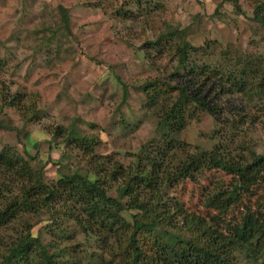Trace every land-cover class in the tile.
Returning <instances> with one entry per match:
<instances>
[{"label": "trees", "instance_id": "trees-1", "mask_svg": "<svg viewBox=\"0 0 264 264\" xmlns=\"http://www.w3.org/2000/svg\"><path fill=\"white\" fill-rule=\"evenodd\" d=\"M119 2L111 10L128 20L144 4L161 6L158 0ZM251 8L264 47V0H251ZM57 10L66 28L67 8L59 4ZM163 25L141 49L164 74L135 88L144 98L141 109L155 119L157 136L140 144L129 164L95 153L98 137L72 124L54 126L48 149L62 145L56 163L65 172L47 178L49 159L28 150L36 153L39 140L0 124L25 142L21 150L0 142V264H264V197L257 194L264 193V147L256 152L247 139L257 126L264 137V55L205 36L195 44L188 27ZM4 62L0 56V69ZM127 94L122 84V101ZM234 95L240 105L233 110ZM0 101V109H15L23 125L40 117L17 89ZM203 113L216 124L207 136L213 143L189 147L178 135ZM119 125L127 127L125 121ZM69 160L75 162L72 171ZM214 172L227 182L209 180ZM206 175L194 208L169 193ZM252 230L259 240L249 244L243 237ZM75 233L82 243L73 240Z\"/></svg>", "mask_w": 264, "mask_h": 264}, {"label": "rangeland", "instance_id": "rangeland-1", "mask_svg": "<svg viewBox=\"0 0 264 264\" xmlns=\"http://www.w3.org/2000/svg\"><path fill=\"white\" fill-rule=\"evenodd\" d=\"M119 1L0 0V56L5 61L0 69V100L3 94L6 96L17 89L40 109L36 122L23 125L15 109L3 106L0 124L22 128L39 140L36 153L34 148L28 150L30 155L49 159L43 168L47 178L57 179V173L65 172L56 163H61L62 145L48 149L51 127L72 124L79 133L98 137L101 143L95 153L110 154L112 160L124 166L131 162L140 144L157 136L155 119L141 109L144 98L135 88L146 78L164 74L154 67L155 63L151 64L141 49L142 41L152 38L163 28L164 22L188 27V38L195 44L205 36L221 44L236 45L245 52L264 55L259 32L249 18L251 0H235L237 7L234 0H158L161 6L155 9L151 3H143L147 7L141 9L134 20V16L128 20L120 14L114 15L111 7L120 6ZM151 1L153 4L157 0ZM59 4L67 8L66 28L59 18ZM122 84L128 91L123 101ZM236 98L238 96L234 95L231 100L227 99L233 110L240 105ZM242 104L248 111V105L244 101ZM123 121L127 127L119 125ZM215 125L213 118L203 113L187 123L179 139L189 147L210 148L213 142L207 136ZM251 135L252 138L247 135V139L250 138L252 149L262 150L264 137L260 126L255 127ZM0 142L14 144L18 150L25 143L23 136L3 129H0ZM66 164L68 171L75 167L74 160ZM207 179L208 175L203 176L199 184L181 182L169 188V193L194 208L200 197L198 188ZM217 179L227 182L221 172L209 177L211 181ZM257 192L264 197L261 190ZM41 225L32 227V232ZM42 237L49 239L45 231ZM256 237L257 233L252 230L243 238L252 244L259 240ZM73 240L84 241L77 233Z\"/></svg>", "mask_w": 264, "mask_h": 264}]
</instances>
